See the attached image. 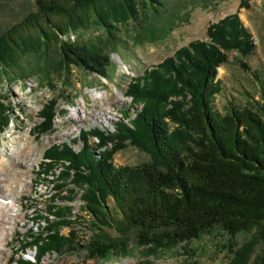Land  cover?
Wrapping results in <instances>:
<instances>
[{
    "label": "trees",
    "instance_id": "1",
    "mask_svg": "<svg viewBox=\"0 0 264 264\" xmlns=\"http://www.w3.org/2000/svg\"><path fill=\"white\" fill-rule=\"evenodd\" d=\"M163 7L161 0H34L22 20L0 31V85L29 77L23 60L46 59L51 46L57 48L54 71L62 79L69 78L73 69L107 79L111 53L62 37L89 22L116 45L119 27L140 17L148 22ZM148 34L154 35L150 29ZM208 38L179 50L129 85L127 96L138 110L133 116L129 110L123 113L115 135L82 132L79 153L67 144L47 151L46 158L69 163L63 164L62 180L86 188L83 210L94 233L85 245L75 232L62 235L60 228L73 222L67 220L71 209H54L60 196L53 197L46 213L58 220L39 216L44 231L36 236L29 231L33 241L22 244L23 250L37 246L38 261L19 264H40L46 253L80 249L104 263L132 257L137 250L157 256L185 249L188 262L199 264L197 254L186 246L214 232L234 243L228 246L230 264H264V85L259 100L247 106L229 103L224 113L214 109L215 98L223 92L219 68L236 53L241 69L249 72L245 60L256 46L239 14L210 26ZM51 74L48 65L39 71L42 81L53 85ZM5 100L0 99V139L14 112ZM56 105L55 99L42 110L37 135L53 132ZM89 135L99 140L97 148L90 146ZM128 143L145 153L148 161L116 166L114 155ZM109 144L112 148L103 150ZM44 168L47 174L51 164ZM61 198L70 201L74 195ZM36 218L41 227L38 214ZM105 228L116 229L119 236L112 237ZM240 237H244L241 245Z\"/></svg>",
    "mask_w": 264,
    "mask_h": 264
},
{
    "label": "rangeland",
    "instance_id": "2",
    "mask_svg": "<svg viewBox=\"0 0 264 264\" xmlns=\"http://www.w3.org/2000/svg\"><path fill=\"white\" fill-rule=\"evenodd\" d=\"M33 2L34 0H0V31L22 20L32 8ZM243 2H246L245 6L242 5ZM161 3L164 5L161 13L152 15L150 21L146 22L144 17H140L138 22L119 27V31L115 32L118 36L116 45L109 42L105 31L96 26L91 27L89 22L84 29H72L67 36L62 37L63 41L102 46L111 53L112 65L108 68L107 79L79 69H73L69 78L62 79L54 71L59 59L57 48L51 46L46 59L39 61L35 57H27L23 60L22 67L25 73H31L29 77L3 81L0 85V99H6V105L14 110L10 127L0 139V167L4 165L2 161L7 165L13 161L9 151H17L20 143L25 146L19 151L17 165L0 183L3 186V196L7 195L14 200L17 209H20L17 212H11L8 208L0 210V264L38 261L37 246L23 250L22 244L33 241L29 239V231H33L34 236L44 231V217H50L52 222L58 220L46 213L52 205L50 194L53 197L60 196V201L54 202L57 205L54 209H71L67 220L73 222L69 226H62L60 233L69 236L71 232H75L82 245L89 241L94 230L83 210L86 188L75 187L70 179L62 180L63 164L69 163L46 158L47 151L53 146L61 149L67 144L79 153L83 148V143L79 141L82 132L98 130L105 136L115 135L117 124L124 120L123 113L129 110L133 116L138 110V106L132 104L133 99L127 96L129 85L174 57L179 50L197 41L208 42L210 26L228 16L239 14L252 34L256 48L254 54L245 60L249 72L241 69V57L236 53L229 54L227 63L219 68L218 79L222 83L223 92L215 98L214 109L224 113L229 103L244 107L259 100L260 89L264 85V0H161ZM149 29L154 35L148 34ZM46 65L52 73L53 85L42 81L39 76L41 67ZM55 99L57 117L54 130L37 135L35 128L42 122L41 112ZM89 144L97 148L99 140L89 135ZM31 147L35 149L34 152H31ZM111 148L112 145L109 144L103 150ZM148 159L145 153L128 143L125 149L114 155L113 162L116 166H137ZM46 164H51L49 174H46L44 168ZM32 180L35 185L36 182L38 185L44 183L52 190L45 193L46 188L41 186L38 190L31 189ZM7 187L9 192H6ZM68 194H73L74 198L70 201L61 198ZM111 206L113 207V203ZM37 214L41 227L37 226L38 221L33 220L37 219ZM39 216L43 218L39 219ZM76 216L81 219L75 220ZM6 226L12 227L10 233ZM104 231L112 237L119 236L116 229L105 228ZM243 240L244 237L239 238V245ZM229 243L234 245L226 235L214 232L190 243L186 249L197 254L199 264H230L232 256L228 250ZM184 251L185 249H178L149 256L147 252L137 250L132 257L114 258L104 263L88 258L83 249L75 252L66 250L63 253H46L39 259V263L190 264L183 255Z\"/></svg>",
    "mask_w": 264,
    "mask_h": 264
},
{
    "label": "bare ground",
    "instance_id": "3",
    "mask_svg": "<svg viewBox=\"0 0 264 264\" xmlns=\"http://www.w3.org/2000/svg\"><path fill=\"white\" fill-rule=\"evenodd\" d=\"M25 148V146H23L21 143H20V146H19V149L17 150V151H9V153H10V156L12 157V159H13V161L10 163V164H5V163H3L4 161H2V164H4V165H2L1 167H0V183L1 182H3L4 181V178L5 177H7V175H8V172L9 171H12V169L15 167V165H17L16 163L18 162V158H19V151L20 150H23ZM31 149V152H34L35 151V149L33 148V147H31L30 148ZM32 165V164H31ZM39 167V166H38ZM39 169V168H38ZM31 171H33L34 172V170H31ZM24 181H25V179H24ZM37 184L35 185L34 184V181L32 180L31 181V189L32 188H36V190H38V187L39 186H41V187H43V188H46L45 189V193H48V192H50V190H52V188L50 189V188H48V187H46L45 186V184L44 183H42V185H38L39 183L38 182H36ZM38 185V186H37ZM10 191V189L7 187L6 188V192H9ZM34 192H35V190H33ZM32 192V191H31ZM52 192V191H51ZM51 195V197H50V199L53 197L52 196V194H50ZM54 195V194H53ZM1 198H3L4 200H6V201H11L8 205H5V204H2V203H0V210L1 209H7V210H10L11 212H17V211H19L20 209H17L18 208V206H17V204L15 203V201L14 200H12L11 198H8L7 197V195H5V196H3V186H1V184H0V199ZM11 215H15V214H11ZM7 227V226H6ZM8 228V230H9V233H10V231L12 230V227L10 226V227H7ZM8 235V234H7ZM13 238V237H12ZM12 238L10 239V241H12Z\"/></svg>",
    "mask_w": 264,
    "mask_h": 264
}]
</instances>
